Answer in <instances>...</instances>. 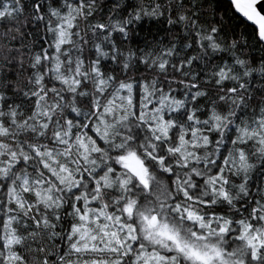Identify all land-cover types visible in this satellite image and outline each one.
Masks as SVG:
<instances>
[{
	"label": "snow or ice",
	"instance_id": "obj_1",
	"mask_svg": "<svg viewBox=\"0 0 264 264\" xmlns=\"http://www.w3.org/2000/svg\"><path fill=\"white\" fill-rule=\"evenodd\" d=\"M0 264H264V0H0Z\"/></svg>",
	"mask_w": 264,
	"mask_h": 264
}]
</instances>
